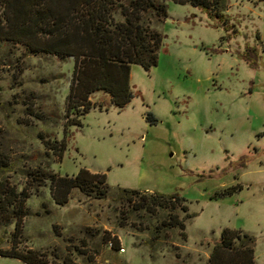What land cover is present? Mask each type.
<instances>
[{
	"label": "rangeland",
	"instance_id": "obj_1",
	"mask_svg": "<svg viewBox=\"0 0 264 264\" xmlns=\"http://www.w3.org/2000/svg\"><path fill=\"white\" fill-rule=\"evenodd\" d=\"M164 2V20L151 22L156 64H130L123 106L92 92L78 124L65 113L73 58L0 42V187L28 192L19 233L0 208V249L33 250L49 264H205L229 227L254 238L264 264V0H222L223 21ZM62 138L58 158L45 141ZM81 167L105 173L103 197L74 187L58 204L37 175ZM117 187L176 193L187 209L133 207ZM170 212L182 229L163 226ZM0 264L27 263L0 255Z\"/></svg>",
	"mask_w": 264,
	"mask_h": 264
},
{
	"label": "trees",
	"instance_id": "obj_2",
	"mask_svg": "<svg viewBox=\"0 0 264 264\" xmlns=\"http://www.w3.org/2000/svg\"><path fill=\"white\" fill-rule=\"evenodd\" d=\"M199 7L209 16L223 21L222 0H173ZM166 16L164 0H0V42L19 44L26 50L52 54L58 58H73L72 75L65 101L68 124L79 123L80 116L91 107L90 94L102 90L110 101L123 106L132 97L130 64L138 63L145 69L156 64L161 44V33L151 26ZM253 47L245 45L244 57L250 60ZM146 118L156 122L148 113ZM45 145L58 158L62 156L65 142L46 140ZM40 180L48 179L50 193L58 204L67 201L72 188L77 187L87 195L103 197L109 190L103 172H93L85 167L74 175L54 172L39 173ZM33 179H36L33 177ZM233 189H227L230 192ZM117 198L133 207L145 210L168 207L170 211L184 198L176 193L145 192L134 188L117 187ZM28 192L17 191L13 186L0 187V208L9 210L15 217L14 233L25 215ZM163 226L184 223L175 212H170ZM113 246L115 238H109ZM0 255L17 257L27 264H49L27 250L0 249ZM205 264H257L254 258V238L240 229L224 227L208 253Z\"/></svg>",
	"mask_w": 264,
	"mask_h": 264
},
{
	"label": "built area",
	"instance_id": "obj_3",
	"mask_svg": "<svg viewBox=\"0 0 264 264\" xmlns=\"http://www.w3.org/2000/svg\"><path fill=\"white\" fill-rule=\"evenodd\" d=\"M108 245H109V247H112L113 246L112 245V241L110 239H108ZM118 250L123 251L124 248L123 247H119Z\"/></svg>",
	"mask_w": 264,
	"mask_h": 264
}]
</instances>
